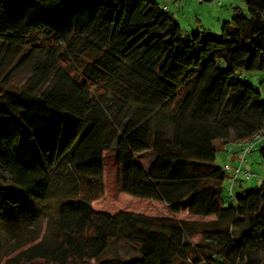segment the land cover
Returning <instances> with one entry per match:
<instances>
[{
  "label": "trees",
  "instance_id": "obj_1",
  "mask_svg": "<svg viewBox=\"0 0 264 264\" xmlns=\"http://www.w3.org/2000/svg\"><path fill=\"white\" fill-rule=\"evenodd\" d=\"M244 1L220 34H187L153 0H0L6 55L25 49L16 67L32 72L20 88L0 77V220L68 183L53 237L31 239L16 264H264V182L233 187L228 202L215 162V140H264V100L249 78L264 71V0ZM146 151L148 167L137 161ZM107 153L129 209L105 200ZM145 201L210 219L132 209ZM28 219L11 221L40 222Z\"/></svg>",
  "mask_w": 264,
  "mask_h": 264
},
{
  "label": "rangeland",
  "instance_id": "obj_2",
  "mask_svg": "<svg viewBox=\"0 0 264 264\" xmlns=\"http://www.w3.org/2000/svg\"><path fill=\"white\" fill-rule=\"evenodd\" d=\"M158 2L160 5L167 4L169 6V12L172 13L175 19L180 23L183 27L184 31L187 34H191L193 30L197 29L196 25L198 21L195 22L196 15L202 20V24L204 26L211 29V32L214 34L221 33V24L217 25V18L221 17L222 13L230 14L225 21L232 20V14L229 8L232 6H240L245 10V1L244 0H210L203 2L182 0L183 2H187V9L184 11L185 16L182 13V9L180 5H182V1L176 2V0H153ZM230 12V13H229ZM199 13V14H196ZM202 13V14H201ZM223 22V20H222ZM3 41L0 39V77H3L10 74L9 83L17 88H20L26 80L31 75V62L25 63L23 66L19 68L16 67V64L22 57L25 49H21L19 52H15L13 54L6 55V49ZM16 67V68H15ZM251 82L260 89L262 93V99L264 100V71L253 72L250 75ZM229 145L233 150L232 153H228L225 149H222L221 140H215V146L217 147V155L215 158V162L221 165H224L228 156H234L237 153V148L229 142ZM264 145V140L258 142L252 153L247 156L246 167L255 173V176L250 179L243 178V187L245 189H249L252 187H258L262 182H264V159L260 155L259 148ZM153 159V154L150 151H146L137 155V161L144 164L146 167L150 164ZM232 164V163H231ZM116 161L113 153L106 154V187H107V202H111L116 207L129 209L131 208L132 203L119 198V190L116 185ZM68 183L65 181L56 182L53 185L51 195L44 201H34L27 200L20 206L13 208L10 207L8 211V220H0V264H16L14 262L15 256L24 248H27L31 244V239H35V241L46 240L49 241L53 237V229H52V220L58 216L59 207L61 202L66 198L65 190L68 189ZM230 184L228 180L223 183V193L222 197L226 199L228 202H231L230 198ZM239 185L236 183L234 185V192L236 193L239 190ZM126 197H129L134 200H140L138 198L132 197L128 194L121 192ZM120 204V205H119ZM115 207V209H116ZM135 210L143 211L144 213L152 216H162V217H171L176 220L180 219H188V220H198V221H206L210 218H198L189 216L186 214H171L167 206L163 203H155L152 201H145L140 203L137 208H132ZM38 213L40 216V222L35 227L32 223L31 227H24L20 229L19 226L13 225V221L11 219L19 221V223L31 222L28 218L30 215ZM1 219V218H0ZM6 224L8 227H6ZM9 224V225H8ZM36 230V235L32 237L29 234V229L33 228ZM188 238L196 242L201 238V234H187ZM117 249V251L125 258H131L138 255V251L135 248H130L126 244L116 245L113 244L111 247Z\"/></svg>",
  "mask_w": 264,
  "mask_h": 264
},
{
  "label": "built area",
  "instance_id": "obj_3",
  "mask_svg": "<svg viewBox=\"0 0 264 264\" xmlns=\"http://www.w3.org/2000/svg\"><path fill=\"white\" fill-rule=\"evenodd\" d=\"M189 1H196V2H203L206 0H189ZM219 2L221 0H218ZM165 9L167 7L164 5L163 6ZM261 138V134L256 133L253 136H251L248 139L245 140H236L231 142L236 148H237V164H224V170L228 172V177L227 180L230 184V192L233 196V187L236 182H238L239 179L245 178V179H250L255 176L254 172H251L248 168H245L243 166L244 162L247 159V156L253 151L255 145ZM225 151L228 153H231L232 148L229 145L224 146Z\"/></svg>",
  "mask_w": 264,
  "mask_h": 264
},
{
  "label": "crops",
  "instance_id": "obj_4",
  "mask_svg": "<svg viewBox=\"0 0 264 264\" xmlns=\"http://www.w3.org/2000/svg\"><path fill=\"white\" fill-rule=\"evenodd\" d=\"M181 2L182 0H176V2ZM187 2H190L189 0H186ZM206 1H210V0H206ZM187 2H181L182 3V5H180V8L182 9V13H183V15L185 16V14H184V11L187 9V7H186V5H187ZM166 6L167 7V10H169V6L167 5V4H163L162 6ZM233 7L234 6H232L231 8H229L230 10H228L227 9V11H231V14H232V16H233ZM242 8V7H241ZM230 13V12H229ZM196 14H199V13H196ZM202 14V13H201ZM228 16H230V14L228 15L227 13L225 14H223L222 13V15H221V17H218L217 18V25L218 24H221V26H222V24H223V22L226 20V18H228ZM195 19V22L196 21H198V23H197V25H196V28H198L199 26H204L203 24H202V20L196 15V17L194 18ZM222 20H223V22H222ZM202 28V27H201ZM204 28H207V27H204ZM222 28V27H221ZM207 29H209V30H211L210 28H207ZM221 143H222V141H221ZM229 143V142H228ZM228 143H226V144H228ZM226 144H224V143H222V149H224V146L226 145ZM232 150H233V148H232ZM232 153V152H231ZM252 153V152H251ZM250 153V154H251ZM227 160L228 161H225V163L224 164H227V163H232V164H237V154L236 155H234V156H228L227 155ZM247 159H246V161L244 162V164H243V166L245 167V168H247L246 167V163H247ZM238 185H239V187H243V181L241 182H238Z\"/></svg>",
  "mask_w": 264,
  "mask_h": 264
}]
</instances>
